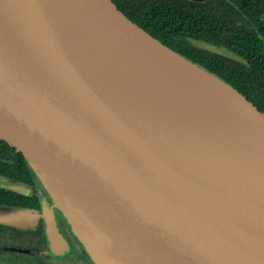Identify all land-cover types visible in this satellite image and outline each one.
<instances>
[{
    "label": "water",
    "instance_id": "water-1",
    "mask_svg": "<svg viewBox=\"0 0 264 264\" xmlns=\"http://www.w3.org/2000/svg\"><path fill=\"white\" fill-rule=\"evenodd\" d=\"M0 155L39 179L93 264H264V112L112 0H0ZM35 216L0 204V224Z\"/></svg>",
    "mask_w": 264,
    "mask_h": 264
},
{
    "label": "trees",
    "instance_id": "trees-1",
    "mask_svg": "<svg viewBox=\"0 0 264 264\" xmlns=\"http://www.w3.org/2000/svg\"><path fill=\"white\" fill-rule=\"evenodd\" d=\"M112 1L145 31L233 85L264 112V0ZM189 39L222 46L238 58L196 47Z\"/></svg>",
    "mask_w": 264,
    "mask_h": 264
},
{
    "label": "flooded vegetation",
    "instance_id": "flooded-vegetation-1",
    "mask_svg": "<svg viewBox=\"0 0 264 264\" xmlns=\"http://www.w3.org/2000/svg\"><path fill=\"white\" fill-rule=\"evenodd\" d=\"M0 176L3 177V183H13L22 189L15 191L0 186V204L29 209L36 215L30 227L0 224V230L3 231L1 236L4 237L0 251L9 253V262L6 264H93L85 245L74 233L55 199L26 166L0 155ZM46 218L54 219L60 234L54 252L50 250L51 240L45 230ZM13 247L32 251H14L11 250Z\"/></svg>",
    "mask_w": 264,
    "mask_h": 264
},
{
    "label": "bare ground",
    "instance_id": "bare-ground-1",
    "mask_svg": "<svg viewBox=\"0 0 264 264\" xmlns=\"http://www.w3.org/2000/svg\"><path fill=\"white\" fill-rule=\"evenodd\" d=\"M155 46H157V45L155 44ZM172 82L174 83V81H171V80L168 81V83H172ZM164 84L161 83V82L158 83V84H155L154 82H151L150 84L145 85V88H143L146 92H153V93L150 94L149 104L154 105L156 107L158 113H163L164 112V105L162 104V97L159 96V93H154V91L160 92L157 88L162 87ZM183 87H184V85L181 88H179V91H181V89ZM165 93H166V91H165ZM179 98H182V95L179 96ZM183 98H185V95L183 96ZM194 105H195V103H189V102H187V104L185 105V103L183 102V104L180 107H176L175 109H179L181 111L187 109L193 115H195L200 110L207 108L209 104H208V102H205V104L201 105V106H198V105L194 106ZM212 120H213V118L210 119L209 121H212ZM218 123H220V120L218 121ZM197 124H200V123L198 122Z\"/></svg>",
    "mask_w": 264,
    "mask_h": 264
},
{
    "label": "rangeland",
    "instance_id": "rangeland-1",
    "mask_svg": "<svg viewBox=\"0 0 264 264\" xmlns=\"http://www.w3.org/2000/svg\"><path fill=\"white\" fill-rule=\"evenodd\" d=\"M189 42L191 44H193L194 46L199 47V48H204V49H208V50H211V51H214V52H218V53H222V54H225V55H229V56H233V57L236 56L237 57V55L235 53L227 50L226 48H224L222 46H216V45H213V44H208V43H205V42H202V41H198V40H193V39H191V40L189 39ZM8 255H9V253L0 251V264H6V263L9 262L8 261L9 260Z\"/></svg>",
    "mask_w": 264,
    "mask_h": 264
}]
</instances>
